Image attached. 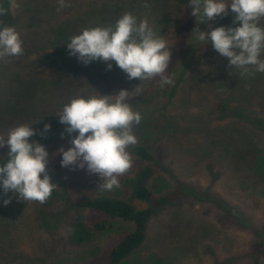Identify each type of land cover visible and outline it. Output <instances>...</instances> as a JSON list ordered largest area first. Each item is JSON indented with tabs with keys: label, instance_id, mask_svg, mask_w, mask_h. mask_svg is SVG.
<instances>
[{
	"label": "rangeland",
	"instance_id": "obj_1",
	"mask_svg": "<svg viewBox=\"0 0 264 264\" xmlns=\"http://www.w3.org/2000/svg\"><path fill=\"white\" fill-rule=\"evenodd\" d=\"M66 3L70 6L57 11L58 0H13L11 21L0 16V26H14L19 32L24 49L20 56L0 60V135L6 137L21 123L33 124L36 135L30 142H39L49 153L47 170L58 193L55 200L41 204L0 187V264H106L108 251L133 224L108 221L78 206L96 196H126L121 183L140 164L133 151L137 145L155 155L156 162L147 163L155 170L149 183L155 196L184 187L208 199L182 195L155 210L145 242L121 264H264V132L216 108L226 101L233 110L264 119V73L253 69L241 75L210 41L201 43L192 33L194 28L207 32L239 27L236 14L229 7L227 15L198 24L190 6L180 8L172 0ZM125 12L138 21L147 17L168 41L169 73L182 65L184 56L183 62L189 63L177 94L159 108L140 106L157 91L159 77L129 80L114 61L109 70L103 61L85 65L69 55L66 44L72 36L86 27L114 25ZM260 25L264 27V18ZM139 83L142 92L130 103L143 118L133 128L138 143L129 148L133 163L118 178L120 186L102 190L98 174L62 167L57 150L71 147L70 140L78 134L69 135L59 122L62 106L75 95H114ZM45 124L50 125L47 132ZM8 151L7 146L0 148V163ZM76 214L84 215L89 229L102 223L105 230L94 233L85 245L72 244L67 225Z\"/></svg>",
	"mask_w": 264,
	"mask_h": 264
},
{
	"label": "clouds",
	"instance_id": "obj_2",
	"mask_svg": "<svg viewBox=\"0 0 264 264\" xmlns=\"http://www.w3.org/2000/svg\"><path fill=\"white\" fill-rule=\"evenodd\" d=\"M191 14L198 23L227 15L228 8L235 13L239 27H216L211 31L194 28L195 39L201 43L211 42L212 47L228 58L229 67L264 73V0H190ZM66 0H58L57 11L69 7ZM148 7L147 4L144 5ZM18 7V5H17ZM6 9L0 7V16ZM206 43V44H207ZM205 44V45H206ZM69 55L87 65L103 61L107 68L116 66L127 74L129 80H152L159 77L160 86L172 85L169 75L171 48L163 35H158L149 25L147 17L137 20L131 12L123 13L114 25L86 27L66 44ZM23 41L14 26H0V60L23 54ZM139 85L131 91L121 89L114 95H75L62 106L57 116L65 125V132L78 133L71 140V147L57 150L61 166L86 169L98 174L102 183L99 188L111 191L118 188L119 177L132 167L133 156L129 151L138 143L133 132L142 120L140 112L130 103L140 96ZM50 125H44L47 132ZM43 134V133H42ZM36 135L33 124L21 123L0 135V148L7 146L6 160L0 163V187L4 193L11 191L23 201L45 203L57 184L47 170L49 153L44 145L30 138ZM63 137V133L61 134ZM43 176V178H41ZM9 199L4 200L7 205Z\"/></svg>",
	"mask_w": 264,
	"mask_h": 264
},
{
	"label": "trees",
	"instance_id": "obj_3",
	"mask_svg": "<svg viewBox=\"0 0 264 264\" xmlns=\"http://www.w3.org/2000/svg\"><path fill=\"white\" fill-rule=\"evenodd\" d=\"M173 3L180 7H189L190 0H172ZM13 0H0V7L6 9V15L1 16L5 21H11V5ZM198 20V19H197ZM200 24V23H198ZM185 58V56H184ZM183 58V60H185ZM182 59V58H181ZM176 64L170 71L169 75L174 78L172 85L160 86V83L155 85L157 93L151 94L148 99L141 103V109H147L155 105L159 108L162 102H171L178 92L181 77L185 74L189 63L183 62ZM181 65V66H180ZM88 73V72H87ZM89 75V74H88ZM179 75L180 78H177ZM217 111L219 113H227L228 117L237 118L244 121L257 131L264 132V119L256 117L253 113H246L243 110H233L232 106L226 101L217 103ZM145 112H142V114ZM136 157L140 164L135 168L130 177L122 181V188L126 192L123 198L112 196H96L92 199L85 200L79 204L82 210H90L98 212L106 217L108 221L121 220L133 224L131 232L125 234L122 239L114 245L107 254L106 264H121L126 258L137 251L146 240L147 224L154 211L167 206L176 197L187 195L196 196L200 199L207 200V197L199 196L194 192L185 189L184 187L177 190H172L167 194L155 196L150 189V181L155 174V170L147 163L156 162L155 155L149 148L137 145L133 148ZM58 196L55 189L46 202L55 200ZM45 202V203H46ZM139 206H144L139 208ZM68 237L72 244L82 246L89 243L94 233H101L105 230V225L102 223H94L89 229L85 222L83 214H76L68 223ZM263 239V236L259 234ZM264 243V242H263Z\"/></svg>",
	"mask_w": 264,
	"mask_h": 264
}]
</instances>
